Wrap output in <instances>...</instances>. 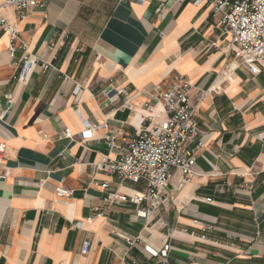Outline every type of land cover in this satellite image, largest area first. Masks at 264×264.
<instances>
[{"label":"crops","instance_id":"0c3cea01","mask_svg":"<svg viewBox=\"0 0 264 264\" xmlns=\"http://www.w3.org/2000/svg\"><path fill=\"white\" fill-rule=\"evenodd\" d=\"M212 2L47 0L3 9L19 39L12 57L0 28V264H155L148 248L167 242L171 264H264V73L238 62ZM25 59L36 61L27 72ZM177 75L191 81L194 100L202 95L204 148L195 177L179 188L176 171L165 203L141 218L133 204L106 198L144 185L121 184L96 163L126 152L147 123L145 104ZM158 111L155 122L165 118ZM102 123L108 128L83 135Z\"/></svg>","mask_w":264,"mask_h":264},{"label":"built area","instance_id":"2783aa9c","mask_svg":"<svg viewBox=\"0 0 264 264\" xmlns=\"http://www.w3.org/2000/svg\"><path fill=\"white\" fill-rule=\"evenodd\" d=\"M47 0H2L0 2V28L10 37L9 51L12 57L18 47V26L5 17L3 9L12 6L17 11L30 7L44 6ZM144 1V0H138ZM184 1V0H180ZM198 2L200 0H194ZM214 14L221 16V24L228 28L230 33L231 50L238 62L249 68L253 74L264 73V0H213ZM157 15L164 19L167 15L163 4L159 5ZM36 61L25 59L24 69L29 71ZM47 68V65H43ZM25 79L24 74L21 75ZM114 89H109L106 94L110 98L115 96ZM127 94V91H125ZM156 96L145 104L147 115L146 124L137 128L133 138L126 141V152L115 157H103L96 168L104 170L110 175L117 176L121 184L132 182L141 183L144 189L132 195L121 193L117 190L110 191L106 200L111 202H128L135 206L136 215L148 219L155 210L165 203L166 189L176 171L180 173L179 188L184 187L196 175L195 165L198 155L204 148V143L199 139L198 121L199 96L194 100L193 84L184 75H177L171 84L156 89ZM12 95H7L6 100L12 103ZM162 105L165 118L155 122L160 112L158 106ZM108 128L107 123L88 125L83 133H92L95 129ZM71 131L65 132V137H71ZM115 134L106 137L111 147L117 149ZM7 148L5 142L0 143V160ZM109 184L105 182L104 187ZM238 190L245 189L239 186ZM59 196H69L71 191L58 187ZM211 201V199H207ZM101 215V214H98ZM92 221V218H88ZM129 244L135 240L121 235ZM92 246L90 239L84 240L81 253L86 255ZM155 264H171L169 260L170 244L167 242L161 250L148 248Z\"/></svg>","mask_w":264,"mask_h":264}]
</instances>
